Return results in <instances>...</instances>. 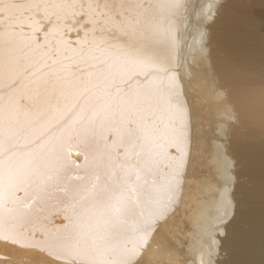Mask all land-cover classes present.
Instances as JSON below:
<instances>
[{"label":"bare ground","instance_id":"obj_1","mask_svg":"<svg viewBox=\"0 0 264 264\" xmlns=\"http://www.w3.org/2000/svg\"><path fill=\"white\" fill-rule=\"evenodd\" d=\"M198 1L191 15L193 0H0V264H89L104 250L138 264L125 259L174 227L183 80L206 29L205 78L188 88L200 163L185 180L201 195L176 209L191 226L170 247L179 264H214L217 242L220 264H264V0ZM226 112L233 123L214 126L227 149L209 150Z\"/></svg>","mask_w":264,"mask_h":264},{"label":"rangeland","instance_id":"obj_2","mask_svg":"<svg viewBox=\"0 0 264 264\" xmlns=\"http://www.w3.org/2000/svg\"><path fill=\"white\" fill-rule=\"evenodd\" d=\"M197 6H199V1L198 0H193L192 5H191V10L192 11L190 10L191 15L194 13V11L196 12V10L198 9ZM260 18H261V20L264 19V11L261 12V17ZM189 19H191V18H189ZM261 23L264 24V20ZM204 26L205 27H203V28L206 29L207 28V24H205ZM262 29L264 30V25H263ZM202 33H205V35L202 34L204 39H201V40H203V42H201V43H202V47L204 49L203 55L201 57V60L199 61L198 64H194V65H192V63L189 62V60H188V65H186V66H187V69L189 68V71L191 72L190 76L192 78L190 77V79H188V77H187L188 75L186 73V77L183 80L184 85H185V88H184L185 90H184L183 93H184V95L187 98V102L189 103V106L191 107V110H190L191 111L190 112L191 113V115H190L191 116V120H190L191 130H190V133H189V136H190V147H189L188 153L186 154V159H185V162H184L182 173L179 175V180H180L181 187H182V188H180L181 189V192H180L181 194L179 193L180 196H176V192H175V201L172 200L174 202L173 205L170 206L168 208V210L166 211V213H165L166 214L165 215V219L166 220L170 219L171 217H173L170 220H173L172 222H173L174 227L170 228L166 233H161V235H156L155 238H152V243H151L150 246H148V244H146L147 247H145V248L142 247L140 249H137L132 255L128 256L125 260H127L130 263H132L134 261V262H136L138 264H142L145 261L144 259H147L149 261V264H179V261H180V258H181V256L178 254V252H176V249H172L170 247V244L171 243H176L177 240L178 241L183 240V231L186 230L189 226H191V225H189V221L190 220L186 219L187 216H190V215H189V212L187 213L185 208L183 209V212H178V210H176V209L178 207H180V206H183L182 204H184V203H191L192 204L193 203V199L195 198V196L200 194V193L197 192V190L199 191L200 190L199 188H201V187L198 188V186L201 185L199 183L198 186L195 189L196 193H194V192L190 193V189H194V185H192V182H191L190 188L185 192V186L187 185V184H185V180L192 173V170L195 168V165H197L196 163H200V161H198V162L196 161V159H197L196 158V144L198 142V135H197L198 133H197L196 129L200 125H203L204 121H203V119L199 118L197 114H194V112H192L196 108L195 107L196 102H194L196 100V98L194 100V97L196 96L198 91L195 90V89H191L192 90L191 91L188 88H189V85L191 84L190 83L191 79H193V77H194V75L196 73H200L201 74V78H205L204 73L207 71V69L205 70V66L203 64H204L205 61L208 62V60H209V58H208V50H209L208 46H209V43L208 42H209V35L210 34H209L207 29L205 30V32L202 31ZM185 64H187V63L185 62ZM208 97H210V98H208L206 100L205 105H206L207 111L208 110L210 111V107L215 102H219L222 99V96H215V95L211 94ZM228 111L229 110H227V112ZM227 114L225 115L226 118H227ZM231 115H234V114L231 113L228 116L229 120L227 119L226 121H224L226 118L223 117L224 119H221L220 121H215L213 123L212 128H210L211 131H212L211 132L212 135L210 137V141H211L210 144L211 145L209 146V150L213 149L212 148L214 146L213 145V141H215L214 144L217 143L216 146H219V144H221V146L223 145L222 148H225L227 146V142H226V140H227L226 139L227 138L226 137L227 136V133H226L227 129L225 131H223V130L226 128L225 124H227V126H228L229 124L233 123L232 120H233L234 117L231 116ZM227 121H228V123H227ZM218 123H219V126L221 128H224L222 130V132H225L226 134H221L218 131V128H220V127H218V126H217L218 128L215 127L216 124L218 125ZM214 124H215V126H214ZM226 149H227V147H226ZM226 149L224 150L225 151L224 154L227 156V159L230 161V168L229 167L228 168H229L230 172H232V173H230V175H231V174H233V169L232 168L234 167L235 163H234V158L232 157V155L228 154V151ZM202 165H203L202 163L198 164V166H200L199 174H201V175L207 174L208 173L207 172V168L204 165L203 166ZM197 168H199V167H197ZM203 177H204V175H203ZM231 177H232V179L230 180L231 182L228 183L229 184V186H228V190L229 191L228 190L227 191H228V195L230 196L231 201H232L233 200L232 190H233V184L234 183L232 182L233 176L231 175ZM202 181H203V179H202ZM202 181H200V182L202 183ZM202 186H203V184H202ZM124 188H121L120 192H124ZM184 192H185V194H184L185 197L182 196ZM116 199H118V198H116ZM232 202L234 204V200ZM233 204H232V213H233L234 208H235V205H233ZM209 212H211V209L209 210ZM174 214H176V215L174 216ZM182 220H183V222L180 224L181 225L180 228L176 229V226H175L176 225V221H182ZM154 229H156V226L154 227ZM157 229L159 230V226H157ZM155 232H157V230ZM193 235H192V238L194 240L196 238V236L194 235L195 236L194 237ZM177 236H179V237H177ZM214 236L216 237V235H214ZM187 238H190V237H187ZM192 238H191V241H193ZM220 238L221 237H218V239H220ZM189 241H190V239H189ZM212 246H213V248H216V249H214L215 250L214 258H213L214 264H220V262H221V260L219 259L220 258V244H219V242H217L215 245L213 244ZM169 247H170V249H169ZM4 253L2 252V249H0V254H1L0 255L1 259L0 260H4ZM95 254H96L95 258H97L99 261L91 262L89 264H115L116 262H120V261H116L115 258L112 255V253L110 251H107V250H104L103 252H96ZM148 261H145L144 264H147L146 262H148ZM78 263H82V262H78ZM83 264H85V263H83Z\"/></svg>","mask_w":264,"mask_h":264},{"label":"clouds","instance_id":"obj_3","mask_svg":"<svg viewBox=\"0 0 264 264\" xmlns=\"http://www.w3.org/2000/svg\"><path fill=\"white\" fill-rule=\"evenodd\" d=\"M211 18H212L211 15H208V16L206 17V20L210 21Z\"/></svg>","mask_w":264,"mask_h":264}]
</instances>
